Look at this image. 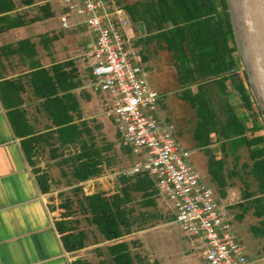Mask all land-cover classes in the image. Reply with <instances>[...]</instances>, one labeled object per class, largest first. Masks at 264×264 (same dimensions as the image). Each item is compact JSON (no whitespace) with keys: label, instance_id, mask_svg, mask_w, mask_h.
I'll list each match as a JSON object with an SVG mask.
<instances>
[{"label":"trees","instance_id":"1","mask_svg":"<svg viewBox=\"0 0 264 264\" xmlns=\"http://www.w3.org/2000/svg\"><path fill=\"white\" fill-rule=\"evenodd\" d=\"M30 3L32 0H23ZM15 7L13 0H0V30L11 26L9 11ZM44 16L54 14L49 3L42 5ZM133 20H141L147 33V40H156L160 47L166 48L172 56L176 71V80L180 85V97L186 100L196 113L194 139L199 147L210 143L212 136L220 140V149L227 148L235 156L242 145L249 149L250 174L257 180L258 195L252 197L256 214L264 213V145L262 134L248 135L264 127L261 111L250 89L246 71L242 68L234 41L232 25L226 0H139L126 5ZM34 18H40L36 16ZM23 23L22 17H19ZM54 39V38H52ZM6 46H0V57L7 52ZM20 52L30 58L31 69L21 76L0 79V95L8 107V115L14 131L21 136V145L27 158L32 161L37 143L52 138L61 145L79 143L78 148L62 161L70 159L73 176L80 184L96 178L103 170L102 148L95 141L92 129L85 119H80V105L74 89L81 84L78 67L73 58L53 62L49 66L36 64L31 58L36 50L28 38L18 42L10 51ZM1 77V73H0ZM228 81L233 84L242 106L249 114H240L229 100ZM30 85L33 94L40 100V106L50 119L51 128L37 132L27 120L21 104V93ZM195 85L193 90L191 85ZM252 117L253 123L247 125ZM80 119L77 121L76 119ZM261 118V121L259 120ZM96 126H99L98 124ZM87 135V138L83 135ZM121 143V142H120ZM127 155L132 156L130 149L123 143ZM59 154L52 149V156ZM36 171H40L39 168ZM207 171L220 186V175L223 173V159L209 154ZM38 183L43 192L50 190L49 175L42 171L38 174ZM121 183L115 190L106 192L97 190L84 193L82 203L87 220L96 226L104 239H117L129 231L132 224L130 213L133 210L128 204L132 193L140 194V204H156L158 191L154 180L146 172L126 175L119 173ZM88 186L79 185L86 192ZM90 192V191H89ZM246 193V196H251ZM245 196V197H246ZM67 205L60 203L63 216ZM171 215V214H170ZM241 217V213L236 214ZM172 217V215H171ZM173 218V217H172ZM64 246L75 250L86 245V233L76 227L68 218L55 221ZM114 264H145L140 258L134 259L126 240H118L107 246ZM74 264H87L76 259Z\"/></svg>","mask_w":264,"mask_h":264},{"label":"rangeland","instance_id":"2","mask_svg":"<svg viewBox=\"0 0 264 264\" xmlns=\"http://www.w3.org/2000/svg\"><path fill=\"white\" fill-rule=\"evenodd\" d=\"M51 7H54V0H49ZM122 3L132 2L134 0H120ZM22 3V0H20ZM38 3L34 5L31 11H24L29 15L41 14L38 9ZM28 19V17L26 18ZM44 32L42 26H30V31H35V42L41 54V61L36 59V64L45 60H56L62 57H72L77 67H82L81 52L85 42L91 37L89 28L80 24L77 27L61 28L58 25L57 17L54 15L45 21L43 20ZM46 34V35H45ZM55 38V39H52ZM6 40V38H4ZM146 47V48H145ZM143 51L150 55L152 64L155 67H165V73L150 72V80L155 81V88L159 91L165 104H159L156 108V115L160 118L169 116L178 129V137L181 143L189 148H193L195 153L191 159L197 166L201 177L208 182L215 192L217 200L223 203H229V208L233 215V228L245 243L248 254L258 259L259 264H264V213L256 214L253 206L252 197L258 195L257 180L250 174L249 165L252 162L249 149L246 145H242L237 150L235 156L229 149L226 151L220 149V140L212 136L209 144L202 148L195 147L197 141L194 139L193 133L197 116L193 108L186 100L178 99L174 93L180 91L176 80L175 67L172 65L171 53L163 47L157 45L156 42H150L143 46ZM54 53H57L56 55ZM61 55V56H60ZM21 55L19 64L20 70L28 67L27 61ZM40 59V58H39ZM16 60H18L16 58ZM11 63V61H9ZM80 71V70H78ZM80 73V72H79ZM163 73V74H162ZM25 80V76L21 75ZM193 90L196 86L191 85ZM229 100L234 105L238 113L249 114L239 98L233 84L228 81ZM83 98L85 108V120L90 125L94 139L102 148L103 170L96 177L89 179L87 182L80 184L74 178L73 166L70 159L62 161L63 156L73 153L79 146V143H69L61 145L51 139L47 141L41 140L37 143L35 157L32 162L40 163L39 169L45 171L50 179V192L52 196L58 198L59 204H66L67 214L70 222L76 227L82 229L86 233V245L95 242H103L101 245L93 247L92 261L94 264H109L112 259L106 249L107 240L103 239L96 226L87 220V213L82 203L85 202L84 193H91L97 190H105L106 192L115 190L121 185L119 181V173L122 169L127 168L134 160L133 156L127 155L124 147L119 141L116 131L110 121L101 112V105L98 97L87 91L79 92ZM31 88L28 87L22 93L25 99L34 100L30 104V108L26 109L29 119L34 118L33 130L49 129L50 119L45 112L40 109V101L38 98L31 96ZM172 95V100L168 99ZM93 100V102H92ZM29 107V106H28ZM261 121V118H259ZM253 119L251 116L247 119V125L251 126ZM99 126H96V125ZM46 129V130H47ZM249 136L262 134L264 136V127L259 130L246 132ZM87 138V135H83ZM264 145V140L259 146ZM52 149L59 154L52 156ZM213 153L217 158L223 159V173L220 175V186L212 179L207 171V161L209 154ZM94 182V186L84 189H77L79 185L88 186ZM90 191V192H89ZM246 193L252 195L247 197ZM246 196V197H245ZM140 194L132 193V201L128 204L133 207L130 213L132 224L129 231L124 234V239L128 242L130 251L134 259L140 258L145 264H205L204 259L198 254V251L191 245V242L185 237L183 230L173 220L169 213L167 202L162 197L156 196V204L142 206L140 204ZM241 213V217L236 214Z\"/></svg>","mask_w":264,"mask_h":264},{"label":"built area","instance_id":"3","mask_svg":"<svg viewBox=\"0 0 264 264\" xmlns=\"http://www.w3.org/2000/svg\"><path fill=\"white\" fill-rule=\"evenodd\" d=\"M55 1L62 28L84 24L91 31L81 53L83 87L100 96L101 112L134 157L120 172L151 176L158 197L205 264H259L233 228L229 203L219 202L201 177L191 159L194 149L181 143L172 120L156 115L161 95L128 33L126 7L116 0Z\"/></svg>","mask_w":264,"mask_h":264},{"label":"crops","instance_id":"4","mask_svg":"<svg viewBox=\"0 0 264 264\" xmlns=\"http://www.w3.org/2000/svg\"><path fill=\"white\" fill-rule=\"evenodd\" d=\"M13 1L15 3V7L8 13L11 17L10 21L14 23L9 27L0 30V46L9 47L8 45H10V48L6 49L7 52L2 54L0 57V79L9 77L13 78L21 76L22 74L24 76V74L31 69L30 58L20 54V52H14V50L10 51L11 48L14 49L18 45V42L24 38H28L34 43L36 53L31 58L38 59V61L42 60L38 45L34 40L36 33L35 31H30V26H42V28H44L43 26L45 25L43 24V20L45 21L54 15L53 14L49 17L44 16V9L42 5L46 2L49 3V8L46 7L45 10H53L57 17V4L55 0L53 5L54 7H51L49 0H32L30 3H24L23 0L22 3L20 0ZM116 1L126 7V5L133 4L139 0H134L128 3H122L120 0ZM37 3L39 4L38 9L41 14L29 15L24 12L26 10L31 11ZM36 16H40V18H34ZM19 17H22L23 23L20 22ZM27 17L28 19H26ZM57 21L60 26L58 17ZM47 30V27H45L43 31L46 32ZM128 33L131 36L133 44L140 49L143 60L142 62L146 68L149 82L155 88V81L150 80L149 71L155 72V74L158 75L160 72L165 73L167 69L160 66L155 67V65L152 64L153 58L143 51V46L146 44L148 45L150 42L157 43V41H148L147 35L149 33L146 31L143 21H135L131 18V16ZM4 38H6V40ZM89 40L90 38L85 42L84 46ZM54 54L56 55L57 53ZM21 55L26 57L25 59L28 65V67H25L23 70L19 69V66L21 65L19 64L21 61L19 60ZM16 58L18 60H16ZM66 58L70 57L57 58L56 60L49 58V60L39 62V64L41 66H49L53 62L61 61ZM9 61H11V63H9ZM171 63L174 66L173 61H171ZM78 70H80L79 75L81 78V84L74 89V92L77 95L80 105V119H85L86 115L82 100L83 98L79 92L87 91L94 94L98 97L100 105L101 102L98 94L83 87L87 79L86 67L83 60L82 67H79ZM25 78L27 77L25 76ZM28 87L31 88L30 85L26 84V89ZM179 89L180 91H174V93L177 95L178 99L184 100L180 97L182 88L179 87ZM31 94H33L32 88ZM31 96L37 98L34 94ZM168 99L171 101L173 99L172 95H170ZM165 100L166 99L161 95L159 104H165ZM32 101L34 100L29 98L24 100L23 98V102L20 106L24 109L27 120L33 127L35 120L34 118L30 120L26 111V109L30 108L29 103ZM40 109L42 110L41 106ZM166 118L171 120L169 116H166ZM80 119L77 118L76 120L79 121ZM50 128L51 127L49 126V129ZM46 129L45 131L48 130ZM37 132L44 131L36 130V133ZM195 147L202 148L199 147L197 143H195ZM34 157L35 153L32 158ZM39 165L40 163L30 161L24 153L21 145V136H18L15 133L8 115V107L0 95V264H74L76 259H80L81 263L86 262L87 264H94L92 261V253L95 251L92 250V248L101 245L103 242L101 241L84 245L83 247L75 250L66 249L56 227L55 221L60 218H68L69 216L66 217L62 215L58 198L51 195L50 192L52 191L43 192L41 190L37 177L43 170L38 172L36 171ZM48 181L50 182V179ZM106 240V244L108 246L118 240L125 239L124 235H122L117 239ZM106 249L108 251L107 247ZM109 256L112 259L110 253ZM109 264H114V261Z\"/></svg>","mask_w":264,"mask_h":264},{"label":"water","instance_id":"5","mask_svg":"<svg viewBox=\"0 0 264 264\" xmlns=\"http://www.w3.org/2000/svg\"><path fill=\"white\" fill-rule=\"evenodd\" d=\"M236 53L264 120V0H226Z\"/></svg>","mask_w":264,"mask_h":264}]
</instances>
